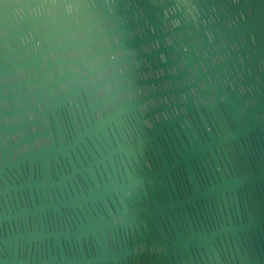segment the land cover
Returning <instances> with one entry per match:
<instances>
[{"label": "water", "instance_id": "obj_1", "mask_svg": "<svg viewBox=\"0 0 264 264\" xmlns=\"http://www.w3.org/2000/svg\"><path fill=\"white\" fill-rule=\"evenodd\" d=\"M0 264H264V0H0Z\"/></svg>", "mask_w": 264, "mask_h": 264}, {"label": "clouds", "instance_id": "obj_2", "mask_svg": "<svg viewBox=\"0 0 264 264\" xmlns=\"http://www.w3.org/2000/svg\"><path fill=\"white\" fill-rule=\"evenodd\" d=\"M64 7H65L66 11L71 12L74 9H79V8L83 7V5H81L79 3H72V4L65 5ZM56 10L57 9H54V8H47L46 9L44 4H41L39 9H38V11L41 12V13H43L45 11L54 12ZM69 55H72V53H69ZM103 75L104 74L102 73L101 76H103ZM109 87H111V85Z\"/></svg>", "mask_w": 264, "mask_h": 264}]
</instances>
